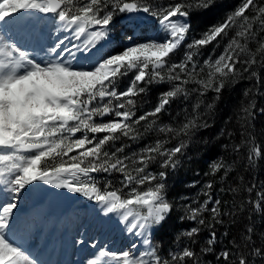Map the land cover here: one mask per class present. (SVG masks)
<instances>
[{"label":"snow or ice","instance_id":"obj_1","mask_svg":"<svg viewBox=\"0 0 264 264\" xmlns=\"http://www.w3.org/2000/svg\"><path fill=\"white\" fill-rule=\"evenodd\" d=\"M216 6L217 0H178L155 9L151 0H0V264H40L15 239V212L37 183L83 196L105 215L119 216L129 234L143 237L144 251L135 242L130 250L100 249L99 258L88 264H107L103 257L113 264H264V246L253 243L247 253L216 249L215 227L230 213L222 212L220 199H213L211 182L204 186L206 199L188 207L181 217L197 225L181 235L192 245L199 244L198 250L185 246L162 259L146 235L162 227L172 210L165 193L166 170L180 165L188 147L183 139L176 146L166 145L209 127L199 111L201 105L211 113L215 100L237 81L238 73L240 78L247 73L255 80L256 92L261 91L254 66L264 67V36L260 35L264 33V3L257 5L255 0H243L222 22L188 43L183 57L173 62L191 29L190 13L209 12ZM249 9L254 11L251 16L246 14ZM141 13L155 21L154 34L141 29L143 21L137 18ZM118 16L128 20L120 30L113 26ZM48 17L57 33L67 35L40 45L38 55H32L21 46L27 41L20 33ZM229 30L234 35L223 52L201 62L200 50ZM250 41L257 44L255 52L249 49ZM109 44L114 47L105 51ZM241 64L245 65L242 70L237 67ZM129 74L130 82L121 90L119 84ZM164 84L168 87L159 93L154 107L137 116L136 98ZM208 92L215 93V99L205 104L200 98ZM193 95L197 102L189 118L175 127L160 122L168 106L176 101L187 104ZM153 131L165 138L131 153L125 151L131 143L116 146L118 140L138 141ZM253 152L260 157L258 148ZM249 160L254 163L252 156ZM153 164L162 170L153 173ZM221 170L224 180L225 165L211 166L214 175ZM257 195L260 200L250 203L264 215V192ZM202 228L209 230L208 237L199 241ZM245 232V239L252 241L254 228L249 226Z\"/></svg>","mask_w":264,"mask_h":264},{"label":"trees","instance_id":"obj_2","mask_svg":"<svg viewBox=\"0 0 264 264\" xmlns=\"http://www.w3.org/2000/svg\"><path fill=\"white\" fill-rule=\"evenodd\" d=\"M176 2L178 0L172 4ZM241 3L243 0H217V6L209 12H191L188 18L191 29L183 45L173 56V62L183 57L188 43L199 38L211 26L222 22L226 15ZM255 3L260 5L264 3V0H255ZM246 14L251 16L254 11L249 9ZM232 35L234 30H229L226 36L202 48L199 60L202 62L210 54L213 58L219 56ZM260 35L264 36V33ZM256 47L255 41L249 42L250 51L255 52ZM237 67L242 70L245 65L241 64ZM254 70L260 75L261 91L259 93L256 92L254 79L250 80L247 73H243V78H240L238 73L237 81L228 84L222 91L220 99L215 100V108L211 113L205 110L204 104L201 105L199 111L203 113L204 119L210 126L200 128L190 138L172 139L166 145V147L176 146L183 139L186 140L188 147L181 157L180 165L175 170H166L168 172L166 199L173 207L163 226L154 229L153 237V247H158L162 259L168 258V253L179 252L185 246L198 250L199 244L192 245L187 237L181 235L187 229L197 225L186 219L182 221L181 217L187 214L188 207H197L206 199L203 191L206 190L204 186L209 182L213 184L211 189L213 199H220L222 212L230 213L222 217L224 221L222 225L215 227L218 237L216 249L247 253L253 243L264 246V215L258 214L250 203V201L260 200L257 194L264 192V113L261 112V109H264V67L254 66ZM129 77L131 79V76ZM167 87V84L154 85L145 94L137 97L136 115L151 110L157 103L159 93ZM200 99L204 100L205 104L213 103L215 93L208 92ZM196 102L197 98L193 95L187 104L181 101L172 103L160 117V122L164 124L171 122L174 127L177 126L179 122L190 117ZM245 109L248 111L245 112ZM143 124L144 122H142L141 131H143ZM157 138L165 137L164 134L153 131L146 133L138 141L118 140L116 146H120L121 143L125 145L131 143L130 148H125L126 153H131L154 142ZM254 148L260 150L259 158L253 152ZM249 156L253 157L254 163H250ZM214 163L224 164L228 169V175L224 180L220 179L224 176L223 170L218 174H212L211 166ZM150 170L158 173L162 169L158 164H153ZM113 183L117 185L116 178H113ZM252 185L255 187L249 192L248 188ZM147 187L148 185H145L144 189ZM230 189H235V192ZM249 226L254 228L252 241L245 239V230ZM208 231L207 228H202L198 237L199 241L207 239ZM213 264H215L214 261ZM229 264H232V261Z\"/></svg>","mask_w":264,"mask_h":264},{"label":"rangeland","instance_id":"obj_3","mask_svg":"<svg viewBox=\"0 0 264 264\" xmlns=\"http://www.w3.org/2000/svg\"><path fill=\"white\" fill-rule=\"evenodd\" d=\"M173 2H175V0H151V4L154 9L158 6H166L168 4H172ZM137 18L143 21V23L140 25L141 29H147V34L149 35L154 34L156 24L153 18L142 13L138 14ZM50 19L51 17L45 18L44 20L40 21V23H38L34 29L20 33L33 39V46L37 47V50H29L32 55H38V48L40 47V45L50 44L57 38V36L63 37L64 35H67V33L63 32L57 33L55 27L48 22ZM127 24L128 20L122 16L121 19L115 22L113 26L117 30H120ZM69 38L71 39V37ZM112 47L114 46L110 44L105 45L104 50L109 51L112 49ZM185 49L187 50L186 46ZM129 76H131V74H129ZM129 76L122 78L119 84V88H121L125 84L126 86L124 88L128 86L130 82ZM43 189L44 191H42ZM55 194L56 196H58V198L55 196ZM48 200L49 204H54V206L49 209H54L56 212H58L60 214V222L67 224L69 228V234L63 232L62 235L65 236L67 234L72 243L77 238L79 231L83 232V230L85 229V225L89 222L88 224L92 226L89 230V234L92 235V240L94 241V239H103L102 244L101 246H99L97 252H100V249H105L111 252L130 250V245L133 242L137 243L139 251L145 250L146 246L142 244L143 237H136L133 234H129L125 229V224L120 222L119 216H117L116 214L105 215L101 211L99 205H96L94 202L88 201L83 196L79 194L69 193L66 189H55L43 183H37L34 187L30 188L29 192L25 193V195L19 202L18 209L15 212L17 222L21 221V218L23 217L26 209L31 207L36 209L34 212V215L36 217L44 218L45 215L42 214V211H44V204L47 203ZM65 210H67L68 213L67 218H65ZM21 227H25V224H22ZM20 230H23V228H20ZM146 235L151 241L153 229L149 230ZM21 236L24 238L28 237L26 233L22 234ZM81 237H83V235H80L79 238ZM27 241H29V239H27ZM86 243L90 244L91 242ZM86 248L87 247L84 246V249ZM102 259L104 261H107V264H113V262L108 257H103ZM86 260L87 259L84 258L82 261L86 262Z\"/></svg>","mask_w":264,"mask_h":264},{"label":"bare ground","instance_id":"obj_4","mask_svg":"<svg viewBox=\"0 0 264 264\" xmlns=\"http://www.w3.org/2000/svg\"><path fill=\"white\" fill-rule=\"evenodd\" d=\"M24 37V36H23ZM41 39V38H40ZM36 45V44H35ZM39 49V48H38ZM35 53V52H34ZM47 188V187H46ZM37 189H40V188H37ZM48 189V188H47ZM42 191H44V189L42 190ZM51 192V191H50ZM35 193V192H34ZM41 193V192H40ZM61 194V193H60ZM63 194V193H62ZM58 195V194H57ZM55 196H56V194H55ZM57 198H58V196H56ZM60 197H61V195H60ZM44 201H45V199H44ZM36 208V207H35ZM40 256L41 255H39V253L38 254H35V258H40Z\"/></svg>","mask_w":264,"mask_h":264}]
</instances>
